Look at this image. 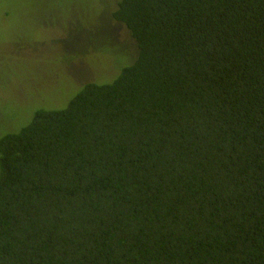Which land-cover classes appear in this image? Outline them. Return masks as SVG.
<instances>
[{"label": "trees", "instance_id": "obj_1", "mask_svg": "<svg viewBox=\"0 0 264 264\" xmlns=\"http://www.w3.org/2000/svg\"><path fill=\"white\" fill-rule=\"evenodd\" d=\"M96 1L108 82L0 138V264H264V0Z\"/></svg>", "mask_w": 264, "mask_h": 264}, {"label": "rangeland", "instance_id": "obj_2", "mask_svg": "<svg viewBox=\"0 0 264 264\" xmlns=\"http://www.w3.org/2000/svg\"><path fill=\"white\" fill-rule=\"evenodd\" d=\"M65 5L89 11L99 6L96 0H0V138L18 133L38 110L65 108L86 81L110 79L109 54L74 41L73 30L85 25L78 38L87 39L99 21L78 25V14L66 20ZM106 31L109 44L115 35L117 43L128 39L116 23ZM65 36L70 43L62 40Z\"/></svg>", "mask_w": 264, "mask_h": 264}, {"label": "flooded vegetation", "instance_id": "obj_3", "mask_svg": "<svg viewBox=\"0 0 264 264\" xmlns=\"http://www.w3.org/2000/svg\"><path fill=\"white\" fill-rule=\"evenodd\" d=\"M102 1L105 2V1H109V0H101V4H103ZM105 3H107V7L110 9L111 2L109 1V2H105ZM105 3H104V4H105ZM108 11H109V10H108ZM99 21H100V19H99Z\"/></svg>", "mask_w": 264, "mask_h": 264}]
</instances>
